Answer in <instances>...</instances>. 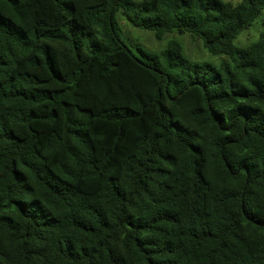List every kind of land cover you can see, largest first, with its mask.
<instances>
[{"label": "trees", "instance_id": "trees-1", "mask_svg": "<svg viewBox=\"0 0 264 264\" xmlns=\"http://www.w3.org/2000/svg\"><path fill=\"white\" fill-rule=\"evenodd\" d=\"M263 13L0 0V264H264V29L236 44Z\"/></svg>", "mask_w": 264, "mask_h": 264}, {"label": "rangeland", "instance_id": "rangeland-1", "mask_svg": "<svg viewBox=\"0 0 264 264\" xmlns=\"http://www.w3.org/2000/svg\"><path fill=\"white\" fill-rule=\"evenodd\" d=\"M225 3L237 5L241 0H222ZM264 13L258 18L253 25L245 30L236 40V44L241 47H246L253 41H256L264 27ZM120 24L123 29L122 38L124 42L131 48H140L147 53H159L163 51L170 40H175L184 47L185 54L193 61L198 62H213L217 64L222 61L220 58L209 54L202 46L199 39H193L189 35H179L177 33L169 34L164 39L156 38L154 32L137 29L127 22L123 17H120Z\"/></svg>", "mask_w": 264, "mask_h": 264}]
</instances>
